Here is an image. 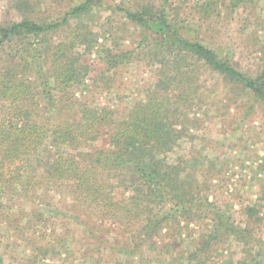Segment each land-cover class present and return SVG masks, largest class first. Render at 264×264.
Listing matches in <instances>:
<instances>
[{
  "label": "trees",
  "instance_id": "16d2710c",
  "mask_svg": "<svg viewBox=\"0 0 264 264\" xmlns=\"http://www.w3.org/2000/svg\"><path fill=\"white\" fill-rule=\"evenodd\" d=\"M104 1L83 0L54 22L38 18L33 0L7 3L9 18L0 24V264H59L67 253L82 264H210L227 241L242 247L238 264H264L261 207L236 225L210 199L216 164L196 155L216 121L243 99L238 91L255 101L246 106L251 112L264 105V66L242 70L230 54L189 38L173 0L110 6L144 35L132 50L99 45L85 20ZM254 3L198 0L192 9L213 27L222 10L230 15ZM138 51L157 73L128 112L78 94L89 80L121 101L123 92H109L107 80ZM206 74L223 85V98Z\"/></svg>",
  "mask_w": 264,
  "mask_h": 264
},
{
  "label": "rangeland",
  "instance_id": "374dc122",
  "mask_svg": "<svg viewBox=\"0 0 264 264\" xmlns=\"http://www.w3.org/2000/svg\"><path fill=\"white\" fill-rule=\"evenodd\" d=\"M109 1L111 0H105L102 6L93 7L85 23L99 34V45L119 46L121 50L137 48L144 35L143 29L128 22L123 12L112 13L109 7L121 5L122 8L133 9L142 0H112V3ZM197 1L173 0L172 3L175 12H180L181 27L185 28L184 32L189 38L211 47L216 46L221 52L230 54L242 70L254 71L264 66V51L258 49L264 48V29L260 28L264 27V0H255L253 8L239 9L230 15L229 12L222 10L221 17L214 18L213 27H209L195 14L192 7ZM8 2L9 0H0V24L9 18ZM33 2L39 19L54 22L61 20L71 7L83 0H33ZM77 21L78 19L72 18L70 23L75 24ZM252 21L256 23L251 24ZM113 29L117 34H114ZM92 58L96 56L93 55ZM145 63V57L138 51L127 65L121 67L115 79L111 80L110 75L107 80L109 92H123L121 101L101 94L89 80L78 94H87L89 100L92 101L94 98L104 105L120 104L123 111L125 109L128 112L135 99L142 98L143 91L155 82L156 70ZM205 76L207 84L215 83L214 89L217 90L215 95H218L219 99L223 98L221 97L224 92L223 85L216 83V79L208 74ZM130 84L134 87L127 90ZM120 86L121 89L118 90ZM210 88L214 90L213 87ZM135 89H141L142 92ZM242 97L243 99L240 100ZM236 98L240 100L239 104L233 105L230 114L223 116L224 121H216L208 140L196 146L198 152L196 155L199 158L202 154L216 164L210 199L225 207L236 225L244 227L247 224L249 208L261 207V216H264V105H256L251 112L246 107L255 103L251 97L238 91ZM195 110L200 112L201 109L197 107ZM37 226L43 228L41 224ZM195 228L198 230L199 227ZM262 228L259 229L258 237L264 242V226ZM241 249L242 247L235 248L232 242L227 241L223 247L217 248L210 264H238L237 262L242 258ZM258 250L255 248L253 253ZM19 251L22 258L29 254L25 245L20 247ZM102 255L103 253L98 257L101 259ZM70 261L72 264H82V260L68 253L65 261L59 264H71ZM9 264L17 263L9 261ZM39 264L57 263L47 259Z\"/></svg>",
  "mask_w": 264,
  "mask_h": 264
}]
</instances>
